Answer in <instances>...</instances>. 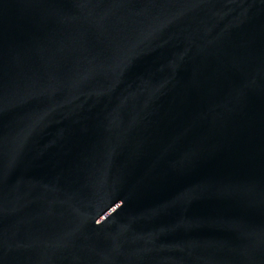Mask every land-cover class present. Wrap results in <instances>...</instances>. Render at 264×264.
<instances>
[{"label":"water","instance_id":"95a60500","mask_svg":"<svg viewBox=\"0 0 264 264\" xmlns=\"http://www.w3.org/2000/svg\"><path fill=\"white\" fill-rule=\"evenodd\" d=\"M0 264H264V0H0Z\"/></svg>","mask_w":264,"mask_h":264}]
</instances>
